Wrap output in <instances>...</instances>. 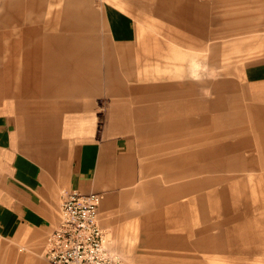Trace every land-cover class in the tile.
<instances>
[{"label":"crops","instance_id":"0c3cea01","mask_svg":"<svg viewBox=\"0 0 264 264\" xmlns=\"http://www.w3.org/2000/svg\"><path fill=\"white\" fill-rule=\"evenodd\" d=\"M1 1H5L10 20L6 24H15L17 29L26 24V10L39 5L34 0ZM208 1L201 4L197 0L186 1L193 31L199 23L206 28L221 21L231 29L243 30L252 28L257 19L251 11L219 16L211 9L216 6L210 7ZM223 1L233 5L251 0ZM171 3L167 5L169 10L175 8ZM43 5L47 7H44L47 22L38 29L29 30L25 26L21 31V36L27 37L23 46L27 47L33 37H38L40 40L31 45L44 48L27 53L43 55L59 52L66 46L62 50L66 54L43 55L42 61L24 69V82L14 78L19 79L20 69L13 65L8 70L12 81L2 84L0 264H51L45 252L49 236L61 224V204L66 193L79 190L85 194H102L101 224L109 233L111 248L125 258L139 254L136 249H141L143 244L128 245V241L142 238L143 232L153 234H147L146 239L147 246L155 252L165 247L174 251H203L210 244L206 230L192 232L200 236L192 246L176 244L179 241L176 238L182 237L180 234H172L169 238L173 242H165L167 227L161 210L156 216L145 214L144 217L133 211V203L146 198L147 192L153 193L154 204L164 207L176 203L180 207L181 228L186 227L182 230L187 231V237L192 235L188 231L187 200L191 194L195 195L194 202L198 200L203 214L224 212L229 218L219 227L237 224L233 230L254 240L251 245L254 249L248 250L264 256V234L257 227L254 230L251 219L247 218L248 199L242 198L246 201L243 203L237 198L248 192L237 189L240 184L234 181L238 168L250 174L257 172L259 177L264 175V65L248 71L247 102L244 99L239 111L231 112L230 107L229 113L222 116L227 117L226 124L230 127L236 123L239 127L231 129L234 133L229 135L222 130L224 134L219 137L238 135L241 142L237 145L231 142L228 148L218 146L212 141L216 137L211 126L214 123V128L217 127L214 108L219 104L206 103L201 118L198 111L184 115V108L190 103L177 91L176 84L151 88L141 81L146 77L141 75L147 72V60L145 56L141 58L139 40L131 38L132 27L124 6L109 2L99 10L109 39L99 42L91 32L90 41L70 44L61 33L79 30L82 22L75 19L81 17L80 13L78 16L71 7L67 8L70 2L64 11L54 12L51 1H42L40 9ZM60 6L63 7L62 3ZM6 34L8 38L16 35ZM172 59L178 73L183 74L187 57L177 54ZM223 149H228L229 158H222L221 153H226ZM249 152L253 155L246 158ZM223 169H229L234 177L218 175ZM143 176L155 177L148 182L150 187L146 184L140 188ZM226 181L239 192L224 185ZM253 194L251 200L259 201L256 191ZM239 211L243 214H238ZM150 223L157 225L152 227ZM176 226L179 225L171 229Z\"/></svg>","mask_w":264,"mask_h":264},{"label":"rangeland","instance_id":"374dc122","mask_svg":"<svg viewBox=\"0 0 264 264\" xmlns=\"http://www.w3.org/2000/svg\"><path fill=\"white\" fill-rule=\"evenodd\" d=\"M42 1L44 3L51 1L54 5V12L58 10L64 11V6L70 2L71 5L67 8L71 7L69 9H72V13L76 12V15H81L80 18L75 19V22L78 20L82 22L79 30L61 33V37L70 41V44L90 41L89 35L91 32L94 37H97L99 42L109 39L108 32L104 28V18H102L99 10L102 9L105 3L109 2L116 4L118 7L124 6L126 8L124 10L128 13L130 19V27H132L130 31L131 38L139 40L141 58L145 56L147 60V72L141 75L146 77H143L141 81L148 83L151 88L157 85L176 84L177 91L182 92V97L190 103L185 106L184 115L190 111H198V116L201 118L202 110L206 103L219 104L214 108L216 115L214 120L217 127L214 128V123L211 126L212 132L215 133L211 134L216 137V139L212 140L213 143L218 146L224 145L228 148L231 142L236 145L241 142L242 137L238 135L237 137L234 135L219 137L224 134V131L229 135V133H234L231 129L237 130L239 127V123L230 127L229 124H226L227 117L225 120L222 116L226 115V112L229 113L230 107L231 112L234 110L239 111L241 104H244V99L247 102L249 97L248 71L264 65V16L262 15L264 0H251L249 3L238 2L233 5L231 3L224 4L223 0H219L221 3H217L218 0H209L210 7L216 6V8H211L213 13H218L219 16L228 17L233 13L246 14V12L251 11L257 19L253 21L252 28L243 30L234 27L231 29L229 28L230 26L225 25L224 21H221L217 25H207L206 28L201 26L202 23H199L196 26V31H193L189 24V11L185 8L187 0H34L32 2L40 5ZM169 1H172L173 3L171 4L175 6L172 10L167 7L170 3ZM205 1L207 0H197L199 4ZM4 2L0 0V24L2 25L0 26L1 94L3 92V82L12 81L8 70L13 65L15 68L20 69L18 73L19 79L17 76H14V78L24 82V69L36 61H42L43 55L59 56L66 54L65 51H62L66 46L64 48L61 47L62 50L59 52L44 53L43 55L35 52H32V54L27 53V51L44 47L38 48L31 45L40 40L38 37H33L31 39L32 43L24 47L25 38L27 37L21 36V31L25 26L30 30L38 29L39 26L44 25L47 22L45 18L48 17L46 16L47 10H45L47 7L43 5L40 9L38 5L31 11L27 12L26 10L27 17L24 19L26 24L24 27L17 29L15 24H6L10 20L8 19ZM60 3H62L63 7L60 6ZM209 16H211V13H209ZM4 32L8 34L13 32L16 35L13 38H8ZM136 49L138 51V48ZM47 50L53 51L55 48H47ZM177 54L187 57L186 63L183 64L185 69L183 74L178 73V66L175 59H172ZM60 58H64V56ZM221 98H224L223 102ZM102 102L105 101L103 100ZM103 105L106 106L104 103ZM189 105L194 107H189ZM103 121L101 120V125H103ZM223 151L226 152L225 149ZM221 155L223 159L229 158L227 152L221 153ZM247 155L252 156L253 153L249 152L246 154V158L248 157ZM218 175L227 178L236 176L237 180L234 181L240 184L237 189L248 192L247 195L243 196L240 194L237 198H240L241 200H239L243 203H246V201L242 198L248 199L249 211L247 210V218L251 219L254 230L257 227L258 232L261 231L264 234V175L259 177L260 175L257 172L250 174L239 168L234 173V176L229 169H223ZM154 178L149 177L148 179V176H143L140 180V188L146 184L147 187H150L148 182ZM156 178L158 177L156 176ZM234 181L229 179L230 183ZM164 185L168 186L169 184L164 183ZM224 185L231 186L229 189H233V185H229L228 181ZM233 190L239 192L235 188ZM255 191L256 196L260 198L258 199L259 201L254 202L251 199ZM147 193L146 198H140L139 201L133 203V211L135 213L140 212V215L144 217L145 214L156 216L161 210V217L165 219L163 223L167 227L165 233L167 240L165 242H173V239L169 237L172 234H180L182 237L176 238L179 240L176 244H190L192 246L197 243L200 237L192 234V232L194 231L197 234L198 231L206 230V239L210 244L205 247L207 250L203 251H174L170 247H165L161 249V252H155L147 246L146 239V236H152L153 234L143 232L142 238L128 241V245L136 244L140 246V244H143V247L141 249L137 247L138 255H129V257L125 258L127 264H264V256L259 252H250L248 250L254 249L251 246L254 245V240L252 238L251 240L246 233L232 229L237 227L235 226L237 224L224 226L223 228L219 227L220 224H224V221L229 218L224 212L214 215L203 214L199 208L200 204L197 203L198 200L194 202L195 195L191 194L187 200L189 202L187 211L190 228L188 231L192 235L187 237V231L182 230L186 227L181 228L180 215L182 211L180 207L175 206L176 203H167L165 204L167 206L163 207L156 202L157 204L155 203V205L153 193ZM232 198L230 195L229 201ZM244 205H242V208H246ZM217 207L222 209L219 204H217ZM239 213L243 214L241 211ZM151 223L150 225H152ZM258 223L261 225H258ZM155 225L157 223L152 225V227ZM173 225L179 226L172 230L171 227ZM177 228H179V231ZM240 239H243L242 243ZM257 245H260V243L257 242ZM262 246L264 245L262 244Z\"/></svg>","mask_w":264,"mask_h":264},{"label":"built area","instance_id":"2783aa9c","mask_svg":"<svg viewBox=\"0 0 264 264\" xmlns=\"http://www.w3.org/2000/svg\"><path fill=\"white\" fill-rule=\"evenodd\" d=\"M102 194L66 193L60 226L49 236L46 257L51 264H126L111 248V238L100 221Z\"/></svg>","mask_w":264,"mask_h":264}]
</instances>
